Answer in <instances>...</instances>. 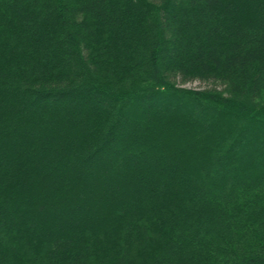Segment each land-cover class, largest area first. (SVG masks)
Masks as SVG:
<instances>
[{"label":"trees","instance_id":"1","mask_svg":"<svg viewBox=\"0 0 264 264\" xmlns=\"http://www.w3.org/2000/svg\"><path fill=\"white\" fill-rule=\"evenodd\" d=\"M0 264H264V0H0Z\"/></svg>","mask_w":264,"mask_h":264},{"label":"rangeland","instance_id":"2","mask_svg":"<svg viewBox=\"0 0 264 264\" xmlns=\"http://www.w3.org/2000/svg\"><path fill=\"white\" fill-rule=\"evenodd\" d=\"M175 83L184 88L196 89V90H212L213 92H221L223 86L218 82L212 81H203V80H187L182 81L180 78H177ZM215 92V93H216Z\"/></svg>","mask_w":264,"mask_h":264}]
</instances>
